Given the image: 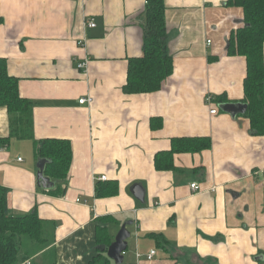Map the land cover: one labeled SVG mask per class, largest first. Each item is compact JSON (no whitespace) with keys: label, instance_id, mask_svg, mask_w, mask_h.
Returning a JSON list of instances; mask_svg holds the SVG:
<instances>
[{"label":"crops","instance_id":"obj_1","mask_svg":"<svg viewBox=\"0 0 264 264\" xmlns=\"http://www.w3.org/2000/svg\"><path fill=\"white\" fill-rule=\"evenodd\" d=\"M146 1L0 0V58L34 119L33 140L0 144L9 214L36 210L55 228L33 264H90L100 251L98 228L114 242L128 222L122 264H264V136L216 100H244L246 58L228 54L244 12L229 0H165L174 72L155 93L126 95L129 60L143 55ZM88 97L92 104L79 103ZM9 135L0 107V139ZM181 138H208L211 147L176 154V171H158L155 155ZM45 139L73 148L68 179L52 190L37 179L35 142ZM108 182H117L118 194L97 197ZM135 184L145 189L144 203L131 192Z\"/></svg>","mask_w":264,"mask_h":264},{"label":"trees","instance_id":"obj_2","mask_svg":"<svg viewBox=\"0 0 264 264\" xmlns=\"http://www.w3.org/2000/svg\"><path fill=\"white\" fill-rule=\"evenodd\" d=\"M227 5L240 7L244 12V26L233 31L228 42V54L243 56L247 61L243 103L248 105V109L239 116L250 120L256 136H264V0H229ZM144 14L143 55L129 60L127 82L123 87L126 95L155 93L161 90L163 83L174 72V61L168 52L165 0H147ZM4 21L0 17V25ZM216 100L219 104L229 103L225 97ZM0 107L6 108L10 122V135L0 139V144L7 145L11 139H34L32 102L20 96L19 80L9 75L4 58H0ZM210 147L211 140L208 138L174 139L171 150L155 155V167L158 171H176V154L200 152ZM35 155L38 161H48L45 170L47 177L60 183L68 179L73 162V148L68 140L45 139L35 142ZM118 192L117 182L103 183L96 188V195L100 198L115 196ZM63 194L64 190L60 195ZM54 240L55 228L40 219L36 210L22 217L10 216L8 191L0 188V264H20L29 260L33 250L25 247L26 241L43 251ZM112 243L105 228H98L97 246L108 248ZM105 253L98 251L90 264H111Z\"/></svg>","mask_w":264,"mask_h":264},{"label":"water","instance_id":"obj_3","mask_svg":"<svg viewBox=\"0 0 264 264\" xmlns=\"http://www.w3.org/2000/svg\"><path fill=\"white\" fill-rule=\"evenodd\" d=\"M219 108L222 112L229 114L233 118H237L239 115H244L247 112L248 105L245 103H227L219 104ZM252 133L254 134V132ZM47 163L48 161L46 159L38 161V185L43 190H52L56 187V183L45 175ZM131 192L138 201L142 203L145 202V189L142 185L135 184L132 186ZM132 225V222H128L124 225L117 234L114 242L108 248L105 246L98 247L102 252L107 251L108 257L117 264H122L124 262V255L128 249V240L131 238V232L128 230V227Z\"/></svg>","mask_w":264,"mask_h":264},{"label":"built area","instance_id":"obj_4","mask_svg":"<svg viewBox=\"0 0 264 264\" xmlns=\"http://www.w3.org/2000/svg\"><path fill=\"white\" fill-rule=\"evenodd\" d=\"M146 5H147V1H146ZM86 24V26L87 27H89V28H95L96 27V23L93 21V20H90V21H86L85 22ZM82 42L83 41H81L80 42V45L82 44ZM208 44H211V41H208ZM88 67V60H85L84 62H82L81 64H79V68H84V69H86ZM79 103L80 104H92L93 103V98H91V97H88V98H83V99H81V100H79ZM212 103H214L213 102V97L212 96H210V95H208L207 97H206V104H208L209 106H211L212 108H211V111H210V113L212 114V115H216V114H218L219 113V108H218V106L216 105V104H212ZM19 160H21V159H19ZM107 177L106 176H101L100 178H99V180H101V181H107ZM191 188L194 190V191H198V190H200L201 188H200V186L199 185H197V184H192L191 185ZM77 202H82V203H84L85 205H88L89 204V202L88 201H82V200H77ZM156 254V251H152V252H150V254H149V256H148V259L149 260H152V258L154 257V255ZM20 264H32V261L31 260H25V261H23L22 263H20Z\"/></svg>","mask_w":264,"mask_h":264},{"label":"rangeland","instance_id":"obj_5","mask_svg":"<svg viewBox=\"0 0 264 264\" xmlns=\"http://www.w3.org/2000/svg\"><path fill=\"white\" fill-rule=\"evenodd\" d=\"M25 247H27V249H29V250H33V252L31 253V254H33V256H32L31 258H29V260L33 259L35 256H37L38 254L41 253V251H39V250L37 249L36 245H34L33 243H31V245H29L28 242L26 241V242H25ZM23 253H24V250H22V255H23ZM40 258H41V257H40ZM42 258H43V257H42ZM42 261H43V260H42ZM32 264H33V263H32ZM36 264H40V262H38V263H36ZM49 264H52V262L49 263Z\"/></svg>","mask_w":264,"mask_h":264}]
</instances>
